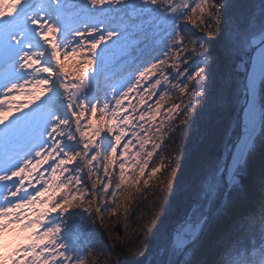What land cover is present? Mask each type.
I'll use <instances>...</instances> for the list:
<instances>
[{
	"label": "snow or ice",
	"instance_id": "snow-or-ice-1",
	"mask_svg": "<svg viewBox=\"0 0 264 264\" xmlns=\"http://www.w3.org/2000/svg\"><path fill=\"white\" fill-rule=\"evenodd\" d=\"M201 33L227 39L243 74L239 131L201 185L207 208L243 191L257 153L264 157V0H0V264H88L89 256L106 264L103 252L93 255L95 231L105 214H117L122 196L129 218L133 186L146 202L154 198L127 246L125 264H141L140 245L161 233L180 180L164 139L176 132L180 111L189 117L200 106L211 79V56L200 51L211 42ZM170 60L179 61L172 74ZM122 64L130 70L101 98L96 81ZM171 90L188 103L168 107L157 124ZM211 219L190 207L159 264H264V230L257 252L233 241L216 260L202 259ZM260 220L264 227V205ZM10 238L21 242L12 247Z\"/></svg>",
	"mask_w": 264,
	"mask_h": 264
},
{
	"label": "trees",
	"instance_id": "trees-1",
	"mask_svg": "<svg viewBox=\"0 0 264 264\" xmlns=\"http://www.w3.org/2000/svg\"><path fill=\"white\" fill-rule=\"evenodd\" d=\"M201 35L211 42L208 44L210 46L208 54L211 56L208 70L211 79L205 85L206 96L200 106L189 114L190 118L183 116V119H188V125L191 127L176 121L174 122L176 132L167 135L164 140V146L170 149L165 155L176 157L170 167L177 169L178 177L181 174L182 176L179 177L178 189L171 199V208L161 233L155 239L150 236L145 237V244L140 245L141 248L147 247L144 255L137 258L141 264H159L165 256L164 245L168 242L169 234L173 228L179 226V221L193 205L198 204L201 211H207L212 218L202 239V259L209 262L218 258L226 242L235 241L239 250L257 252L261 231L264 230L260 220L261 206L264 205V170L261 167V160L264 157L260 153H257L250 173L244 181V190L239 193L234 192L227 205L217 200L215 203H209L205 208V201L201 198L202 183L210 170L222 163L221 154L224 152V145L230 136H234L239 131L235 119L240 114V105L235 100L242 95L243 81V74L233 68L235 58L230 55L229 41L215 33L212 35L201 33ZM213 38L219 39L215 42ZM65 64L71 70L76 60L70 59L65 61ZM129 70L128 65L122 64L108 75L99 77L96 94L103 96L102 94L107 93L111 85L122 79ZM100 178L106 179L103 175ZM168 179L171 177L169 176ZM156 180L157 177L150 183L155 184ZM116 181L117 176L113 173V184ZM130 189L128 192L133 193V196L128 201L129 218H125L122 196L121 207L117 209V214L114 216L105 214L102 226L95 231L97 245L95 253L103 252L105 255L101 259L106 260V264H125L131 258L127 246L136 240L138 225L153 206L154 198L151 194L148 195L146 202L143 196L136 193L135 186ZM127 194L126 192L125 196ZM162 203L163 198L156 202L158 217L163 216L160 207ZM145 204V207H141ZM95 264H101V261L97 260Z\"/></svg>",
	"mask_w": 264,
	"mask_h": 264
},
{
	"label": "rangeland",
	"instance_id": "rangeland-1",
	"mask_svg": "<svg viewBox=\"0 0 264 264\" xmlns=\"http://www.w3.org/2000/svg\"><path fill=\"white\" fill-rule=\"evenodd\" d=\"M176 2L179 3V0H176ZM160 6H161V7H167L166 5H163V4H161ZM217 37H218V36H217ZM218 39H219V38H217V39H216V38H213V40H214L215 42H217ZM219 47H221V46L219 45ZM190 48H191V45H189V49H190ZM209 49H210V46H209L208 44H206V45L204 46V48L200 49V51L207 55ZM183 55H184V54L182 53V56H183ZM173 63H177V64H178L179 61H178V60H177V61H171V60L169 61V65H168V67L165 68V71H166L168 74H172V73L175 71L174 68L172 67V64H173ZM184 67H186V65H182V64L180 65L181 70H182ZM154 79H155V77L152 78V80H154ZM152 80H150L148 83H151ZM145 86H146V85H145ZM189 90H190V91L192 90V89H191V85L189 86ZM108 92H109V90H108ZM104 94H105V93H103L102 95L104 96ZM141 94H144V93L142 92ZM132 95L135 96V93H133ZM159 95H160V93L158 92L156 97H152L151 99L148 100V103H149V104H154V103H155V100L158 99V96H159ZM103 96H101V98H102ZM146 98H147V97H146ZM17 99H18V101H20V102H26V101H28V100L30 99V97L27 96L26 94H17ZM43 99H44V97L41 96V100H43ZM138 99H139V97L136 96L135 99H132V103L135 104V103L137 102ZM192 99H195V98L193 97ZM181 101H183V103H181V109H183V108H184V105L188 103V99H187V97L184 96V95H182V94H180V93L178 92V90H171V91H170V95H169V97H166L165 101H162V102H161V103L164 105V107L161 108L160 115L157 116V118H156V122H157V124H158L161 120H164V119H165V116H166V111H165V110H166L168 107H170V106H172V105H174V104H176V103H179V102H181ZM37 103H39V101H37ZM125 104L127 105V101H125ZM147 106H148V105H144V107H147ZM140 110L142 111L143 109L141 108ZM130 111H131V109H130ZM138 114H139V113L137 112L136 115H138ZM183 116H184V113H183L182 111H180L179 114L176 115V118H175V121H174V122L179 121L180 119L183 118ZM133 123H136V121L134 120ZM165 138H166V137H165ZM126 139H127V138H126ZM164 140H165V139H164ZM150 167H151V165H150ZM180 176H182V174H181ZM180 176H179V177H180ZM155 178H156V177H153V180H154ZM153 180H152V181H153ZM131 189H133V188H131ZM131 189L129 188L128 191L131 190ZM110 191H111V190H110ZM156 214L158 215V214H159V211H156ZM20 242H21V241H19V240H15V241H13L12 238H10V246H12V247H14L16 243H20ZM93 255H96L95 250L93 251ZM96 262H97V260H93L91 256L88 257V264H95Z\"/></svg>",
	"mask_w": 264,
	"mask_h": 264
},
{
	"label": "water",
	"instance_id": "water-1",
	"mask_svg": "<svg viewBox=\"0 0 264 264\" xmlns=\"http://www.w3.org/2000/svg\"><path fill=\"white\" fill-rule=\"evenodd\" d=\"M97 82V81H96ZM96 85V84H95Z\"/></svg>",
	"mask_w": 264,
	"mask_h": 264
}]
</instances>
